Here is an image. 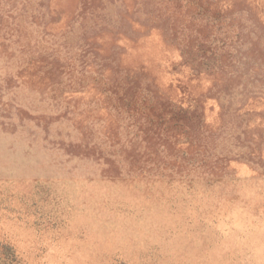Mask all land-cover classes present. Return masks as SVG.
I'll use <instances>...</instances> for the list:
<instances>
[{
    "label": "rangeland",
    "instance_id": "1",
    "mask_svg": "<svg viewBox=\"0 0 264 264\" xmlns=\"http://www.w3.org/2000/svg\"><path fill=\"white\" fill-rule=\"evenodd\" d=\"M0 264H264V0H0Z\"/></svg>",
    "mask_w": 264,
    "mask_h": 264
}]
</instances>
